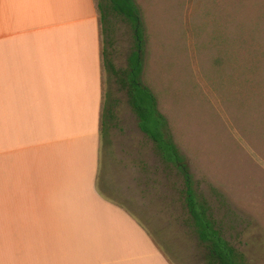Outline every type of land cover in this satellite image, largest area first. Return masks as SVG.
Wrapping results in <instances>:
<instances>
[{
    "label": "rangeland",
    "instance_id": "374dc122",
    "mask_svg": "<svg viewBox=\"0 0 264 264\" xmlns=\"http://www.w3.org/2000/svg\"><path fill=\"white\" fill-rule=\"evenodd\" d=\"M135 1L143 82L225 237L248 264H264V0ZM112 32L114 64L126 69L137 49L132 27L113 20ZM103 86V122L110 104L114 113L103 132L101 193L150 218L171 264H206L187 223L182 180L156 156L105 68Z\"/></svg>",
    "mask_w": 264,
    "mask_h": 264
},
{
    "label": "crops",
    "instance_id": "0c3cea01",
    "mask_svg": "<svg viewBox=\"0 0 264 264\" xmlns=\"http://www.w3.org/2000/svg\"><path fill=\"white\" fill-rule=\"evenodd\" d=\"M104 97L97 0H0V264H171L99 189Z\"/></svg>",
    "mask_w": 264,
    "mask_h": 264
},
{
    "label": "trees",
    "instance_id": "16d2710c",
    "mask_svg": "<svg viewBox=\"0 0 264 264\" xmlns=\"http://www.w3.org/2000/svg\"><path fill=\"white\" fill-rule=\"evenodd\" d=\"M103 68L113 76L128 97L137 116L141 132L154 145L156 156L167 171H176L182 180L181 194L188 216V225L205 249L206 264H248L247 259L225 237L222 226L205 197L198 193L194 176L185 162L170 131L167 118L159 110V101L152 89L143 82L144 73V23L135 0H99ZM113 20H121L132 27L137 49L128 58L126 69H117L111 49L114 47ZM105 108V105L103 109ZM114 110L106 108V121L102 120V135L108 129Z\"/></svg>",
    "mask_w": 264,
    "mask_h": 264
}]
</instances>
